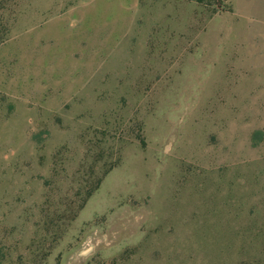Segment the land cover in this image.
<instances>
[{"label":"rangeland","instance_id":"374dc122","mask_svg":"<svg viewBox=\"0 0 264 264\" xmlns=\"http://www.w3.org/2000/svg\"><path fill=\"white\" fill-rule=\"evenodd\" d=\"M5 20L0 264H264V0Z\"/></svg>","mask_w":264,"mask_h":264},{"label":"trees","instance_id":"16d2710c","mask_svg":"<svg viewBox=\"0 0 264 264\" xmlns=\"http://www.w3.org/2000/svg\"><path fill=\"white\" fill-rule=\"evenodd\" d=\"M17 0H0V45L5 42L8 35V24L5 20V14L16 5ZM116 162L111 165L103 175L108 174L115 166ZM103 177H97L95 180L86 188L85 194L82 195L81 203L76 209L70 208L69 220L73 221L77 217L78 212L85 206L87 200L97 191L102 183ZM78 196H80L78 194ZM44 260V258H42Z\"/></svg>","mask_w":264,"mask_h":264}]
</instances>
